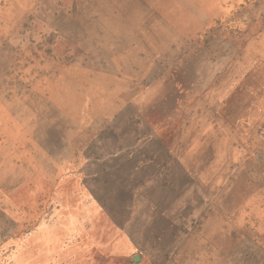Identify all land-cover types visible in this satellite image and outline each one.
<instances>
[{"label":"rangeland","instance_id":"obj_1","mask_svg":"<svg viewBox=\"0 0 264 264\" xmlns=\"http://www.w3.org/2000/svg\"><path fill=\"white\" fill-rule=\"evenodd\" d=\"M0 264H264V0H0Z\"/></svg>","mask_w":264,"mask_h":264},{"label":"crops","instance_id":"obj_2","mask_svg":"<svg viewBox=\"0 0 264 264\" xmlns=\"http://www.w3.org/2000/svg\"><path fill=\"white\" fill-rule=\"evenodd\" d=\"M110 224H111V223H110ZM146 228H147V227H146ZM133 233H135V234L137 235V232L134 231ZM127 235L129 236V235H131V234H127ZM107 236L109 237V238H108L109 241H110V240H113V241L116 240V239H115L116 236H115L111 231H109V232L107 233ZM110 238H112V239H110ZM127 243H128L127 241L123 242V244H126V245H127ZM110 246H111V245H110ZM110 246H109V247H110ZM97 249H98V250L101 249L102 251H104L103 248H98V247H96V250H97ZM139 261H140V259H137V258L134 260L135 263H138Z\"/></svg>","mask_w":264,"mask_h":264},{"label":"bare ground","instance_id":"obj_3","mask_svg":"<svg viewBox=\"0 0 264 264\" xmlns=\"http://www.w3.org/2000/svg\"><path fill=\"white\" fill-rule=\"evenodd\" d=\"M138 259V258H137Z\"/></svg>","mask_w":264,"mask_h":264}]
</instances>
